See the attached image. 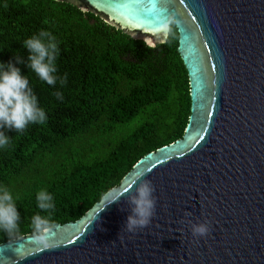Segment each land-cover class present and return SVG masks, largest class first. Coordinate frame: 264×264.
<instances>
[{
  "label": "water",
  "instance_id": "95a60500",
  "mask_svg": "<svg viewBox=\"0 0 264 264\" xmlns=\"http://www.w3.org/2000/svg\"><path fill=\"white\" fill-rule=\"evenodd\" d=\"M54 1L150 48L168 40L155 38L161 19H177L190 116L181 139L139 159L80 219L0 244V264H264V0ZM141 177L156 210L129 233L127 194L107 203ZM186 220H207L210 235L193 237Z\"/></svg>",
  "mask_w": 264,
  "mask_h": 264
},
{
  "label": "trees",
  "instance_id": "16d2710c",
  "mask_svg": "<svg viewBox=\"0 0 264 264\" xmlns=\"http://www.w3.org/2000/svg\"><path fill=\"white\" fill-rule=\"evenodd\" d=\"M47 29L60 47L55 87L17 65L48 114L0 151V184L19 196L20 230L0 244L32 234L36 192L47 188L56 205L52 224L80 219L139 159L182 138L190 116L188 74L176 38L155 48L133 40L91 13L54 0H0V61L27 59L22 40ZM14 62V60H13ZM63 94L62 100L53 95Z\"/></svg>",
  "mask_w": 264,
  "mask_h": 264
},
{
  "label": "clouds",
  "instance_id": "9594fccd",
  "mask_svg": "<svg viewBox=\"0 0 264 264\" xmlns=\"http://www.w3.org/2000/svg\"><path fill=\"white\" fill-rule=\"evenodd\" d=\"M179 27L180 22L173 16L167 15L157 25L155 38L162 40L167 36L175 39L176 30ZM134 37L135 35L131 38ZM59 43L56 35L50 30L41 29L21 42L22 47L27 49V59L21 57L18 52H13L12 60L0 61V151L6 149L13 140L5 130L14 129L19 134L24 132L29 125L43 126L47 123L48 114L40 106L28 75L22 74L21 68L17 65H24L40 81L49 86L55 87L59 82L62 87L67 83V73L63 76L58 75ZM53 95L57 100L63 99L60 91H56ZM134 185V192L129 190L107 203L117 202L127 194L130 213L124 228L129 233H135L137 229L146 228L151 223L157 204V197L154 195L155 186L150 179L138 178ZM18 201V195H14L8 186L0 184V232L6 233L9 237L14 236L20 230L21 218L17 211ZM36 207L44 215L34 214L30 220V227L35 240L39 242L45 240L54 227L52 215L56 205L53 194L47 188H41L36 192ZM191 215V212L185 213L186 218ZM186 222L190 226L193 237L204 238L210 235L211 229L207 220L197 223L191 220H186Z\"/></svg>",
  "mask_w": 264,
  "mask_h": 264
}]
</instances>
